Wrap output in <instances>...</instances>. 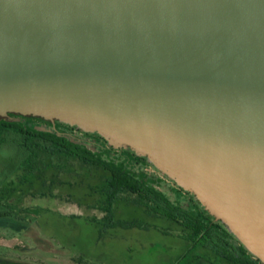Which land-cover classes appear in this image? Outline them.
<instances>
[{
    "label": "water",
    "instance_id": "1",
    "mask_svg": "<svg viewBox=\"0 0 264 264\" xmlns=\"http://www.w3.org/2000/svg\"><path fill=\"white\" fill-rule=\"evenodd\" d=\"M9 114L145 158L264 264V0H0Z\"/></svg>",
    "mask_w": 264,
    "mask_h": 264
},
{
    "label": "rangeland",
    "instance_id": "2",
    "mask_svg": "<svg viewBox=\"0 0 264 264\" xmlns=\"http://www.w3.org/2000/svg\"><path fill=\"white\" fill-rule=\"evenodd\" d=\"M59 130L90 148L96 146L83 140L81 131ZM62 162L47 157L37 172H16L9 179L0 166V213L10 212L0 214V264H208L201 259L207 255L204 249L187 250L181 227L149 215L126 198L113 201L111 214L105 213L102 191L108 172ZM135 170L147 172V167ZM156 185L171 203L187 208L188 198L179 196L165 178L159 177ZM8 202L16 207H7ZM18 209L28 212L17 217ZM132 222L157 230L118 225Z\"/></svg>",
    "mask_w": 264,
    "mask_h": 264
},
{
    "label": "trees",
    "instance_id": "3",
    "mask_svg": "<svg viewBox=\"0 0 264 264\" xmlns=\"http://www.w3.org/2000/svg\"><path fill=\"white\" fill-rule=\"evenodd\" d=\"M37 120L41 119L14 114L0 118V166L5 168L6 179L16 172H37L43 166V159L47 157L60 159L62 163L75 161L84 166L98 167L109 174L103 181L102 192L107 204L103 208L105 213L111 214V203L123 197L131 204L143 207L149 215L167 219L181 227L180 238L190 244V250L204 249L207 255L201 259L208 264H262L220 222H215L191 194L171 182L179 196L188 197L187 208L173 204L156 185L159 179L151 177L146 171L137 173V166H150L145 158L138 157L133 152H107L112 148L103 138L97 134L84 133L103 142L102 145L90 148L59 130L80 131L66 124L57 123L55 130L41 131L40 127L50 130V125H41ZM62 165L55 164L58 168H63ZM21 179L23 180L22 177ZM7 207L13 210L16 206L8 202ZM21 212L28 211L18 209L14 215ZM0 214L4 216L10 212ZM118 225L126 229L150 228L140 222Z\"/></svg>",
    "mask_w": 264,
    "mask_h": 264
},
{
    "label": "flooded vegetation",
    "instance_id": "4",
    "mask_svg": "<svg viewBox=\"0 0 264 264\" xmlns=\"http://www.w3.org/2000/svg\"><path fill=\"white\" fill-rule=\"evenodd\" d=\"M34 118H38V117H34ZM41 119V118H40ZM37 123H39V124H41V125H50V130L49 129H47V128H45V127H40V128H43V129H45L46 131H52V130H55L56 129V124L57 123H59V122H54V123H51L50 121H46V120H44V119H41L40 121L39 120H37ZM78 130V129H77ZM81 135H83V140H88L89 139V142H92V143H94V144H96V145H102L103 144V142H102V140H100V139H98V138H96V137H93V136H90V137H88V136H86L83 132H81ZM80 143H82V144H86V145H88V143H85V142H80ZM107 143V142H106ZM112 148V147H111ZM107 152H133V151H131V150H129V149H111V150H109V151H107ZM147 161V160H146ZM147 172L149 173V175L150 176H152L153 174V176L152 177H155V178H157V179H159V177L160 178H165V180L169 183H171L172 181L171 180H169L166 176H164L162 173H160L158 170H156L152 165H150V166H148L147 167ZM159 174H161V176L159 175ZM172 184V183H171ZM172 186H173V184H172ZM185 197H187V196H185ZM188 198V197H187Z\"/></svg>",
    "mask_w": 264,
    "mask_h": 264
},
{
    "label": "crops",
    "instance_id": "5",
    "mask_svg": "<svg viewBox=\"0 0 264 264\" xmlns=\"http://www.w3.org/2000/svg\"><path fill=\"white\" fill-rule=\"evenodd\" d=\"M150 228H151V229H156V230H157V228H155L154 226H150ZM130 230H131V229H130ZM140 230H142V229H140ZM186 244H187V247H188L187 250H190V249H191L190 244H189L188 242H186ZM204 263H206V262H204Z\"/></svg>",
    "mask_w": 264,
    "mask_h": 264
}]
</instances>
